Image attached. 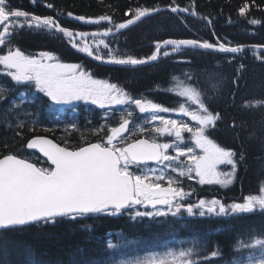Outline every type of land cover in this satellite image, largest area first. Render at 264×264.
I'll return each mask as SVG.
<instances>
[{
  "label": "trees",
  "instance_id": "1",
  "mask_svg": "<svg viewBox=\"0 0 264 264\" xmlns=\"http://www.w3.org/2000/svg\"><path fill=\"white\" fill-rule=\"evenodd\" d=\"M171 6L185 7L196 14L172 13ZM9 7L41 17L51 16L60 26L79 32L83 43L77 37L78 47L73 48L72 39L52 29L37 28L34 24L30 27L29 21L21 19L20 23H13L5 44L0 47V55L20 50L39 58L46 51L60 63L79 64L93 79L115 84L130 98L171 110L179 109L187 101L185 94H181L184 87L194 91L215 117L207 137L233 158L236 175L227 188L197 182L191 185L188 179L176 184V203L163 211L167 214L180 208L176 217L167 214L144 218L148 213L158 212L138 207L119 215L110 212L75 216L0 231V264H119L124 259L161 252L168 246L193 248L192 264L243 261L241 256L248 252L247 244L255 238H264V210L256 208L249 214L201 218L198 214L188 217L186 208L197 212L201 199L205 202L219 199L225 206L242 203L244 197L260 195V189L264 188V50L253 47L264 46V0H9ZM137 8L150 11L137 19ZM240 8L245 15L239 14ZM102 15L110 16L112 22L95 24L75 19H99ZM129 19L133 23L117 31L116 25ZM252 19L260 23L252 24ZM217 38L227 46L249 48L243 53L222 54L184 46L174 52L169 45L166 46L169 55L164 57L162 48L159 59L150 65L119 67L97 63H108L110 56L150 60L157 43L166 39L216 43ZM85 43L92 49V58L78 50ZM16 88L14 97L24 87L16 84ZM3 98L0 159L10 155L26 157L42 170L50 171L47 163L27 150L32 138L49 137L75 150L114 141L113 128L104 124L107 119H101V110L87 113L81 108L76 127L63 129L54 122L49 112L52 102L45 95L35 96L32 108L25 112L11 106V97ZM112 121L117 127V121ZM154 141L164 147L169 140L157 136ZM138 189L145 190V185ZM137 212L142 216L134 221L131 216ZM109 244L117 247L111 248ZM214 251L219 256L212 259ZM187 261L188 258L176 264Z\"/></svg>",
  "mask_w": 264,
  "mask_h": 264
},
{
  "label": "snow or ice",
  "instance_id": "2",
  "mask_svg": "<svg viewBox=\"0 0 264 264\" xmlns=\"http://www.w3.org/2000/svg\"><path fill=\"white\" fill-rule=\"evenodd\" d=\"M247 4V3H246ZM248 5V4H247ZM49 8L52 7L51 4L48 5ZM249 7V5H248ZM150 10L146 8H137L135 16L137 19L144 17L148 14ZM172 13L183 12L189 15H195L194 11H190L185 7L171 6ZM240 15H245L243 9H239ZM71 15V13H69ZM126 15H131V13H126ZM21 18L25 21H29V26L33 24L35 27H44L46 29H55L56 31L63 33L68 39H72L71 46L77 48L75 39L81 35L79 32H73L59 25L56 19L53 17H41L35 14H29L25 10L13 9L9 7V0H0V46L5 44V37L9 34L10 29L13 27V23H20ZM75 19L87 22L99 24L101 21L112 22V18L107 15H102L99 19H86L85 17H78ZM252 24L260 23L256 19L250 21ZM131 19L127 23H119L116 25L117 31L120 29H125L129 24H132ZM23 26V25H21ZM86 35V34H85ZM104 44L105 48H108V45L101 41ZM172 46L173 51H179L181 46L192 48V49H204L212 50L214 52L222 54H238L244 51L243 46H227L226 42H221L217 38V42H199L197 39H166L163 41V44L157 43L155 53L152 54L149 59L151 61L157 60V55L161 52V48H165L163 51V56L167 57L169 52L166 50V46ZM254 48H261L264 46H253ZM82 53H87L90 57L93 55L91 50L88 48L87 43L84 44L83 48H78ZM264 55V53H262ZM56 56L50 54L49 52H41L39 58H34L32 56L25 55L20 50L8 51L7 54L0 55V66L7 70L6 74L17 84H26L34 81L35 87L38 92H43L44 95L51 97L53 101L60 102L61 100L67 101L68 99H80L85 100L92 99L93 102L103 106V102L108 98L110 93L116 91H122L117 88L113 83H108L103 80L93 79L85 71H78L80 65L77 63H60L53 62L56 61ZM98 60L102 57H97ZM232 59V57H229ZM108 63L115 65H142L145 63L143 59L132 58L131 56L127 58H117L115 56H110ZM239 81L237 80V84ZM190 93L189 89L185 87L182 89L181 94ZM43 151V149H40ZM54 163L59 164L62 169H67L73 167L76 162L67 159L63 155H57L54 158ZM214 179L208 180V183H216L221 188H227L233 184L235 180V175H231L228 178L221 179L218 178V174L215 173L213 169ZM127 176V173L124 174ZM111 182L114 188V191L110 195L117 198L119 201L116 203V212L115 215L120 214V209L122 207H127L129 202L134 204H140L141 200L134 198L130 193V188L125 180H121L119 176L113 172L111 177ZM158 188L160 186H157ZM138 195L143 198L145 201L144 207L149 206L155 207L156 204H168L170 203V198L168 197L167 192L161 190L157 192H150L148 190L138 189ZM260 195H249L243 198V202L232 203L228 206H225L219 199H212L209 202H205L203 199L197 204V212H193L191 207L186 208V214L188 217L194 215H199L203 218L206 215L211 216L215 215L217 217L227 216L229 213L232 214H249L252 213L256 208L264 210V188L260 189ZM181 211L180 208H177L175 212L167 213L174 217L178 215ZM164 212L158 213H148L144 218H152L154 215L165 216L167 215ZM41 215H48L47 213H37L28 208L21 206L17 200L10 198L5 202L0 203V229H10L13 227L24 226L25 224L35 222ZM142 216L140 212H137L135 215L131 216L132 220H137ZM248 247H257L260 246L264 248V238H255L253 243L247 245ZM109 247L115 248L117 245L109 244ZM193 248L187 250L181 249L179 252L169 249L163 254H152V259L146 261L145 264H157L156 257H160L159 264H165L164 257L175 259L177 254L180 257L188 258L187 264H192V256L194 254ZM219 256L218 252H213L211 258L215 259ZM205 259H208L205 257ZM140 264V262H137ZM198 264V261H196ZM255 264H264V259H260L255 262Z\"/></svg>",
  "mask_w": 264,
  "mask_h": 264
},
{
  "label": "rangeland",
  "instance_id": "3",
  "mask_svg": "<svg viewBox=\"0 0 264 264\" xmlns=\"http://www.w3.org/2000/svg\"><path fill=\"white\" fill-rule=\"evenodd\" d=\"M78 71L82 70L79 68ZM6 72L7 70L0 66V101L4 100L3 96H9L11 97L9 102L14 109L23 112L31 109L35 96L44 93L38 92L35 82L32 81L20 84L24 88L14 97L12 93L16 92L17 83L15 84ZM185 97L187 101L177 110L163 108L142 99H129L121 91L110 93L103 106L93 102L92 99H68L66 102L63 100L56 102L51 97L48 98L52 102L49 112H52L56 125L63 129L76 127L80 122L77 117L82 107L87 113L101 110V119H108L104 124H109V127L113 128L111 136L115 138L109 145L115 150L119 151L120 146L133 136L152 139L158 136L163 140H169L164 144L166 154L162 163L151 167L141 166L136 171L131 170V173L143 180L146 190L150 192L163 190L167 192L168 197H172L176 194L175 185L182 184L187 179L191 185L192 182L201 185L216 184L206 182L214 179L213 169L221 179L235 175V167L228 153L207 137V130L214 122L213 115L205 109L194 91L190 90ZM112 120L117 121V127L112 124ZM131 167L135 166L127 165L123 168L124 172H129ZM160 185L162 186L158 188L157 186ZM169 249L177 252L181 249L186 250L168 246L163 251L152 254H163ZM246 249H248L246 255L244 253L241 256L244 260H238L235 264H255L256 261L264 259V248L246 246ZM152 254L124 259L120 264H137V262L145 264L152 259ZM185 258L177 254V258L164 257V261L165 264H174ZM156 261L159 264L160 257H156Z\"/></svg>",
  "mask_w": 264,
  "mask_h": 264
},
{
  "label": "water",
  "instance_id": "4",
  "mask_svg": "<svg viewBox=\"0 0 264 264\" xmlns=\"http://www.w3.org/2000/svg\"><path fill=\"white\" fill-rule=\"evenodd\" d=\"M154 62L145 61L142 65ZM27 149L48 162L53 170L50 174H46L36 165L19 157L8 156L0 159V203L14 198L21 206L48 215H41L35 222L10 229L23 228L52 219L116 211L115 205L119 201L110 195L114 191L111 182L113 172L121 180L126 181L131 195L138 199L135 195L132 176L125 177L120 172V158L110 149L94 144L72 151L47 137L31 139L27 144ZM124 152L135 164H157L161 162L163 156L161 146L147 139H140L129 144L124 148ZM57 155H63L75 161L76 164L71 168L62 169L59 164L54 163ZM172 203L173 200H170L168 204ZM142 204L144 205L142 201L140 204L130 201L128 206L122 207L120 211L131 205ZM168 204H156L155 207L149 206L148 208L156 209ZM3 230L7 229H0V231Z\"/></svg>",
  "mask_w": 264,
  "mask_h": 264
},
{
  "label": "bare ground",
  "instance_id": "5",
  "mask_svg": "<svg viewBox=\"0 0 264 264\" xmlns=\"http://www.w3.org/2000/svg\"><path fill=\"white\" fill-rule=\"evenodd\" d=\"M247 48H249V47H245V48H244V51H245ZM244 51H243V52H244ZM243 52H241V53H243Z\"/></svg>",
  "mask_w": 264,
  "mask_h": 264
}]
</instances>
